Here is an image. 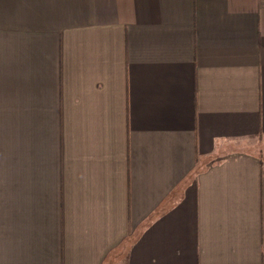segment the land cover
<instances>
[{
	"label": "crops",
	"instance_id": "crops-1",
	"mask_svg": "<svg viewBox=\"0 0 264 264\" xmlns=\"http://www.w3.org/2000/svg\"><path fill=\"white\" fill-rule=\"evenodd\" d=\"M0 264H264V0H0Z\"/></svg>",
	"mask_w": 264,
	"mask_h": 264
}]
</instances>
